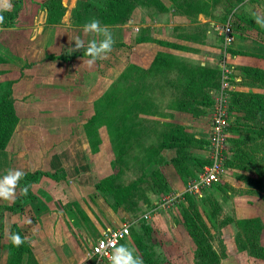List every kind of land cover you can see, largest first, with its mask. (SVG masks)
I'll list each match as a JSON object with an SVG mask.
<instances>
[{
	"label": "rangeland",
	"instance_id": "rangeland-1",
	"mask_svg": "<svg viewBox=\"0 0 264 264\" xmlns=\"http://www.w3.org/2000/svg\"><path fill=\"white\" fill-rule=\"evenodd\" d=\"M45 1L41 3L42 9H45L43 6ZM87 1L89 0H78L75 11L83 9L78 7L79 3ZM100 1L90 0L91 6L86 11H82L83 13L79 16L74 11L73 24H80L78 23L80 20H83L84 24L90 20L89 17L93 12L97 15ZM189 1L192 5L181 1H178L179 6L172 3L173 9L185 14L190 23L189 27L180 29L178 34L175 33L178 41L172 45L179 49L186 38L187 41L191 40L192 48L199 49V41L203 39L199 31L203 18L199 16L202 13L212 16L214 14L212 19L216 27L214 39L219 44L214 68L200 66L199 62L188 63L182 57L166 54H161L165 57L157 62V65L147 69L135 63L128 64L127 60L135 52L137 55L138 51L127 50L132 47L134 40L131 39L130 45L122 41L121 26L125 25L136 7L145 9L147 18L141 19L142 23L154 21L155 12H152V8L154 6L156 8V0H122L118 8L119 14L111 18L112 25H109L112 26L110 29L115 40L112 51L105 58L96 59L91 64L87 63L83 66L76 64L73 65L74 69L68 67L72 69L71 74L65 67L59 68L64 70V74L72 76L70 81L72 84L66 83L65 91L78 94L73 99L79 103V107L74 109L80 112L72 115L74 119L71 121L84 125L90 140L89 153H93L94 157L97 156L96 160L105 159L107 162L111 160L113 173L107 178L112 177L114 184L111 190L106 183L109 191L107 201L112 202L115 208L119 207L129 214L126 219H122L121 223H131L130 235L121 244L126 243L134 247L144 264H225L224 260L221 262L225 254V246L221 239L222 225L228 220L236 225L237 219L232 214V204L242 200L250 201L255 198L254 195L257 192L250 191L253 193H249L248 197L236 192L244 183L237 179V170L225 165V161L232 156L230 151L218 180L209 186L199 187L198 191L189 193L187 189L189 183L201 172V168L197 166L198 160L209 159L212 118L220 105L227 112L229 138L234 137L235 133L232 130L237 126V122L253 125L251 120L240 121L244 113L236 110L232 100L234 92L264 93L263 82L251 78L243 71V68L249 65H242V62L236 59L238 55L257 56L264 59V27L256 23L254 16L255 14L264 17V0ZM12 10L13 4L10 11ZM10 11L0 14L4 16ZM33 12L34 7L28 0H20V8L13 24L5 27L0 24V99L3 102L0 108L1 147L16 123L14 100L11 96L12 77L15 79L18 78L16 76L19 73L25 74L21 69L25 65L21 66L20 63L25 59L26 64H29L32 53L36 50L33 48L34 45L31 50V45L25 40L24 34L12 28L28 26ZM231 16L240 17L241 27L236 31L232 29L233 41L228 44L222 29L225 25H230ZM57 17L48 24L60 23L61 17L58 18L59 20ZM9 21L10 19L4 20L6 23ZM200 50L206 49L200 48ZM58 53L60 56L63 50H57L53 54ZM16 56L19 57L17 66L6 65L7 60H12ZM88 60L86 58V61ZM146 62L148 64V58ZM200 67H203V72ZM207 68L219 70V86H208L210 79H204V82L199 81L192 85L193 94L187 92L184 87L188 82L187 78L191 76L189 70L197 76L201 73L209 76V72L204 71ZM251 68L264 71V68ZM77 77H81V81H84L83 86L81 82L78 83ZM74 81H76L75 84H73ZM206 96L211 98L212 104H205ZM49 106H51L50 101ZM90 108L93 110L88 112ZM180 111H186L187 114L180 115ZM192 113L197 115L194 116ZM171 126H183L186 128V135H193L204 145L202 151L197 149L198 142L182 144L185 147L183 148L184 165L192 170L194 176L185 173L181 179L170 162L172 157L180 156L175 148H165L170 142V136L166 134L171 130ZM249 146L242 145V147ZM258 150L264 153V149ZM159 160L163 164L158 163ZM156 169H159L166 177L167 188L153 182L150 174ZM125 186H129V193L120 197L118 189ZM118 198H122V203ZM186 216L199 227L200 232L204 230L203 236L207 240L205 244L210 245L212 250L220 256L219 262L200 256L194 239L184 225ZM119 225L118 223L115 228ZM240 253L248 255L244 252ZM103 260L109 264L108 260ZM31 261L27 255L24 261L22 260L25 264H31Z\"/></svg>",
	"mask_w": 264,
	"mask_h": 264
},
{
	"label": "crops",
	"instance_id": "crops-1",
	"mask_svg": "<svg viewBox=\"0 0 264 264\" xmlns=\"http://www.w3.org/2000/svg\"><path fill=\"white\" fill-rule=\"evenodd\" d=\"M44 1L28 0L34 7L31 23L12 28L24 34L31 50L32 45L36 50L29 64L25 59L20 63L25 65L21 68L25 74L19 73L15 79L12 77L11 96L16 123L13 131L6 136L4 145L0 146V176L6 169H20L25 174L37 171L46 174L30 184L28 192L31 196L22 197L19 183L14 200L0 199V264H25L22 260L26 255L33 264H106L92 253V245L106 230L115 228L118 223L121 226L122 219L129 214L107 201L109 191L105 179L113 173L111 160L107 162L101 157L102 161L96 160L97 156L89 153L90 140L84 125L71 121L74 119L71 116L80 112L74 109L79 103L73 97L78 94L65 91L66 83L70 85L72 76L64 74L63 69L59 70L62 67L74 69L76 64L87 65L86 58H90L84 55V49L72 51L75 42L71 39L80 36L87 42L91 36L85 37L82 25L72 22L78 0H61L65 12L57 24H48L46 10L41 7ZM156 2V8H152L154 21L142 23L141 19L147 18L145 9L136 7L125 25L121 26L122 41L130 45L131 39L134 40L127 50L138 51L137 55L135 52L130 59L127 58L128 64L135 63L147 69L157 55L166 54L182 57L188 63L199 62L200 66L214 68L219 50V44L214 39V14L202 13L199 16L203 18L199 28L203 39L199 41V49L192 48L191 40L186 38L178 49L172 45L178 41L175 33L190 26L188 18L173 9L171 0ZM89 18H96V14L93 12ZM142 38L144 40H140ZM57 50H63V54H53ZM238 56L236 59L242 65L264 68L263 58ZM17 59L18 56L7 60L6 65L17 66ZM50 70L52 72L49 73ZM77 81L84 85L81 77H77ZM179 114L187 113L180 111ZM48 174L56 175L52 178ZM238 188L236 192L247 197L252 191L244 184ZM263 196L261 192L250 201L234 202L232 214L236 219L258 218L264 226ZM237 231L231 220L223 225L221 239L225 254L221 262L264 264L238 251L235 241ZM12 234H18L23 242L19 245L13 243L10 239ZM259 240L264 247V233ZM26 245L28 248L25 251Z\"/></svg>",
	"mask_w": 264,
	"mask_h": 264
},
{
	"label": "trees",
	"instance_id": "trees-1",
	"mask_svg": "<svg viewBox=\"0 0 264 264\" xmlns=\"http://www.w3.org/2000/svg\"><path fill=\"white\" fill-rule=\"evenodd\" d=\"M122 0H101L99 3V7L97 9V15L96 19H99L102 24L104 25H112L111 18L116 17L118 12L119 5ZM172 3H175L176 6H179V2L187 3V5H192V3L189 0H171ZM157 3V2H155ZM13 4V10L10 12L5 13L4 20L10 19L9 22H4L1 24V26H10L13 24V20L15 19L18 10L20 8V0H12ZM45 9L47 10V21L52 22L55 20V17L60 18L64 15L65 8L62 5L61 0H47L43 4ZM91 6L90 0L87 2H81L79 3L78 7H81L83 9L76 10L75 14L79 16L83 12L86 11ZM128 18V15L126 16V19ZM59 20V19H58ZM240 17L237 16H231L229 22L230 27L236 31L238 28L241 27L240 25ZM115 21V20H114ZM78 25L83 24V20H80ZM10 24V25H9ZM146 32V30H144ZM138 40V38H136ZM140 40H144L143 38ZM161 57V58H160ZM163 57V55L159 54L157 55L152 64L151 67L157 65V62H159ZM162 65V63H161ZM201 68V67H200ZM207 70L209 72V76H205V74H202L200 76H197L196 73L189 70V76L186 81L187 84L185 85V89L190 94H193L194 91L192 90V85H194L195 82H204L208 79H210V82L207 83L208 86L217 87L219 86L218 77H219V70L207 68L204 69V71ZM201 71L203 72V67L201 68ZM243 71L246 73V75L250 76L253 79L260 80L263 82L264 87V71L254 69L251 67H244ZM198 80V81H197ZM206 105L212 104V100L209 96H206ZM233 105L236 106L237 111H242L244 116L240 118V121L243 120H251L253 121V125H249L247 123L243 124V122H237L236 127L233 128L232 131H234V137L229 138V141L231 143L230 152L232 153V156L228 158L225 161V165L228 168L237 170V179L242 181L244 185L251 188L252 191L255 192L254 197H257L260 195V192H264V153H261L262 151H259L258 149H264V93H254V92H234L233 93ZM3 106V102L0 99V108ZM194 116L197 115V113H192ZM171 130L168 134L170 137V142L166 144L165 148H175L176 152L180 153V156H174L171 158L170 162L175 167L177 173L179 174L180 178L182 179V176L186 173L189 175L194 176V173L192 170L184 165V156H183V147L182 144L189 143L192 141L198 142L199 145H197L198 150L204 149V145L201 143V141L196 140L193 135H186L185 129L183 126H171ZM232 129V127H231ZM243 136V137H241ZM245 144L250 145L249 147H242ZM239 145V146H238ZM158 162V161H156ZM158 163H162L161 160H159ZM209 163V159L204 160H198L199 169L207 165ZM42 174V172H33L25 174V177L19 182L21 184V187H24L25 185H28L30 191V184L34 183L38 177ZM50 177L54 178L56 174H48ZM150 176H152L154 183H160L162 186L167 188V184L165 182H168L164 174L159 170L156 169L153 172H151ZM106 180L107 185L111 190H113V182L112 177L107 178ZM159 186V185H158ZM118 189V188H117ZM129 186L122 187L118 189L120 191V197L126 193H129ZM253 193V192H250ZM31 193H27V196H31ZM24 195H22L23 197ZM188 197V196H187ZM264 197V196H263ZM122 198H118L120 203H122ZM189 201L192 202V200L188 197ZM226 222L223 224L225 225ZM236 227L238 228V232L235 235V241L236 245L238 247L239 252L247 253L249 256L253 257L254 259L260 260L264 263V247L260 244V236L262 233H264V226L261 223V221L258 218H250V219H237L236 220ZM184 225L190 234V236L194 239V242L198 248L200 256H202L204 259H208L210 261H216L219 262L220 256L214 252L210 245L205 244L206 238L203 236L204 230L202 232L199 231V227L194 224L190 220L189 217L186 216ZM223 226V225H222ZM205 227V226H204ZM24 250H27V246H25ZM31 264L33 262L31 261Z\"/></svg>",
	"mask_w": 264,
	"mask_h": 264
},
{
	"label": "clouds",
	"instance_id": "clouds-1",
	"mask_svg": "<svg viewBox=\"0 0 264 264\" xmlns=\"http://www.w3.org/2000/svg\"><path fill=\"white\" fill-rule=\"evenodd\" d=\"M12 0H0V13L10 11ZM255 21L261 27H264V17L255 15ZM4 23V16L0 14V24ZM82 32L85 37L91 36L87 42L80 36H75L71 40L75 42V48L72 51L84 49V55L90 59L89 64L96 59H103L112 51L115 43L111 29L101 23L99 19L91 18L82 25ZM25 177V173L20 169H6L0 176V199L14 200L19 187V182ZM28 185L20 188L21 195H27ZM10 239L16 245L23 241L18 234H12ZM109 264H144L142 257L136 254V249L128 244H119L113 246L112 252L108 256Z\"/></svg>",
	"mask_w": 264,
	"mask_h": 264
},
{
	"label": "built area",
	"instance_id": "built-area-1",
	"mask_svg": "<svg viewBox=\"0 0 264 264\" xmlns=\"http://www.w3.org/2000/svg\"><path fill=\"white\" fill-rule=\"evenodd\" d=\"M226 43L233 41V30L230 25H225L222 29ZM227 112L222 105L217 108L211 123V136L209 138V163L205 165L197 178L189 183L187 191L189 193L198 191L201 186H209L219 179V173L223 170L224 161L229 155L231 143L229 141ZM163 206V205H162ZM130 222H125L118 228H111L102 233L92 247V253L99 259L108 260L113 246H118L127 240L130 235Z\"/></svg>",
	"mask_w": 264,
	"mask_h": 264
}]
</instances>
